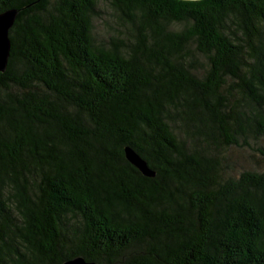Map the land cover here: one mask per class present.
<instances>
[{
	"label": "trees",
	"instance_id": "obj_1",
	"mask_svg": "<svg viewBox=\"0 0 264 264\" xmlns=\"http://www.w3.org/2000/svg\"><path fill=\"white\" fill-rule=\"evenodd\" d=\"M10 9L0 264H264V0Z\"/></svg>",
	"mask_w": 264,
	"mask_h": 264
},
{
	"label": "water",
	"instance_id": "obj_2",
	"mask_svg": "<svg viewBox=\"0 0 264 264\" xmlns=\"http://www.w3.org/2000/svg\"><path fill=\"white\" fill-rule=\"evenodd\" d=\"M19 10L10 9L0 14V74L5 73L8 68V62L11 54L10 30L14 26ZM125 157L143 176L153 178L156 172L151 169L145 161L133 148H125ZM63 264H96L87 261L84 257H77L65 261Z\"/></svg>",
	"mask_w": 264,
	"mask_h": 264
},
{
	"label": "rangeland",
	"instance_id": "obj_3",
	"mask_svg": "<svg viewBox=\"0 0 264 264\" xmlns=\"http://www.w3.org/2000/svg\"><path fill=\"white\" fill-rule=\"evenodd\" d=\"M97 31L99 33L100 37L104 36V30L99 25H97ZM228 158L230 159V162L232 164L237 165V167L240 168H249V169H264V158H262L258 153L256 152H249L244 150H238V149H231L230 151H227Z\"/></svg>",
	"mask_w": 264,
	"mask_h": 264
}]
</instances>
